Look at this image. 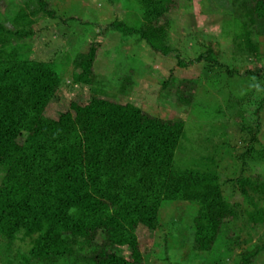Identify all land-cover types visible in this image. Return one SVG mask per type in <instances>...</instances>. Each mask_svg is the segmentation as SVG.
<instances>
[{
  "label": "trees",
  "instance_id": "16d2710c",
  "mask_svg": "<svg viewBox=\"0 0 264 264\" xmlns=\"http://www.w3.org/2000/svg\"><path fill=\"white\" fill-rule=\"evenodd\" d=\"M28 1L37 8H20L12 18L0 15V245L12 248L17 239H30L27 251H18L10 264H18L16 258L21 264H144L139 229L158 231L166 201L193 206L190 224L180 227L179 241L189 251L206 253L204 262H222L226 253L245 243L242 234L251 238L249 228L264 226V176L245 172L247 164L264 157L259 139L264 67L241 74L227 66L230 77L255 79L246 97L235 95L228 101L242 117L235 124L239 142L247 143L242 155H234L242 164L240 174L223 179L209 165L216 163V152L204 155V170L178 168L175 154L185 136L184 121L162 119L131 102L105 97L106 84L94 72L93 38L86 51L81 42L73 58L66 57L80 69L74 82L90 87L93 97L86 104L72 102L56 119L45 115L64 81V66L29 57V44L22 40L32 34L31 17L39 11L50 17L55 13L44 10L45 0ZM135 2L142 26L115 20L112 29L138 35L162 55L175 52L179 68L212 61L209 53L184 60L167 40L169 15L178 0ZM232 2L243 31L239 37L256 53L250 37L264 34V0ZM9 21L12 27L6 25ZM130 79L123 77L124 89ZM179 82L194 84L179 95L188 105L196 81ZM169 241L164 238L161 248L164 260L170 256ZM122 249H129L127 258ZM263 250L264 242L242 249L233 264H255Z\"/></svg>",
  "mask_w": 264,
  "mask_h": 264
},
{
  "label": "rangeland",
  "instance_id": "374dc122",
  "mask_svg": "<svg viewBox=\"0 0 264 264\" xmlns=\"http://www.w3.org/2000/svg\"><path fill=\"white\" fill-rule=\"evenodd\" d=\"M45 1L47 6L44 10L53 11L55 16L50 17L43 11L33 15L31 18L35 22L29 28L32 34L22 42L29 44L31 59L54 60L64 66V81L56 97L47 105L46 116L56 119L60 113L69 110L72 102L86 104L93 97L90 87L74 82V74L80 69L66 58L67 54L73 58L83 42L86 51L93 38L97 52L94 72L106 84L105 97L120 103L131 102L162 119L184 121L185 136L175 154L178 168L204 170L208 164L202 158L216 152V163L209 165L223 179L240 174L242 164L236 161L234 155H242L247 143L239 142L241 135L235 124L240 123L242 117L236 106H230L228 101L235 95L246 97L255 79L246 80L236 75L230 77L226 71L227 66L241 74L264 67V34H251L257 52H250L239 37L243 31L232 0H178L180 7L172 9L169 15L171 23L168 25L167 40L171 47L184 60L196 58L202 53H209L212 59L185 68L177 66L175 52L162 55L152 50L138 35L124 36L111 28L110 24L115 20L136 29L142 26V13L135 0ZM27 5L28 0H0V15L8 14L12 18L20 8L26 12L37 8L35 2ZM69 17L73 19L67 21ZM11 23L9 21L6 25L12 27ZM18 42L21 40H13V43ZM125 76L131 79L124 89L122 79ZM182 79L196 81V90L188 105L179 101V95L194 84L180 83ZM259 139L264 147V127ZM259 158L247 164V174L264 176V157ZM225 189L229 187L225 186ZM193 212L191 205L166 201L162 205L158 231L153 233L140 227L144 264H233L242 249H252L264 242V226L258 230L249 228L251 238L242 234L245 243L242 242V246L235 248L234 252L226 253L222 262H210L209 258L204 262L208 257L206 253L189 251L179 241L182 234L180 227L190 224ZM164 238L170 239L166 244L170 254L168 260H164L161 250ZM29 245V238L17 239L12 248L0 245V251L5 252L0 264H10V258L15 257L18 251H27ZM121 254L127 258L130 251L122 249ZM16 261L21 264L20 258ZM255 264H264V250L257 256Z\"/></svg>",
  "mask_w": 264,
  "mask_h": 264
}]
</instances>
